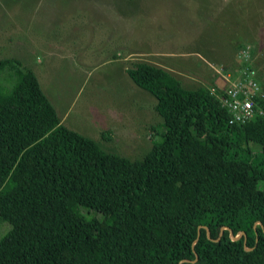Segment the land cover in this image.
Masks as SVG:
<instances>
[{"label": "trees", "instance_id": "16d2710c", "mask_svg": "<svg viewBox=\"0 0 264 264\" xmlns=\"http://www.w3.org/2000/svg\"><path fill=\"white\" fill-rule=\"evenodd\" d=\"M4 74L0 264H264V98H253L263 113L231 124L227 81L189 89L138 63L129 77L164 132L132 161L65 126L23 62L0 59Z\"/></svg>", "mask_w": 264, "mask_h": 264}, {"label": "rangeland", "instance_id": "374dc122", "mask_svg": "<svg viewBox=\"0 0 264 264\" xmlns=\"http://www.w3.org/2000/svg\"><path fill=\"white\" fill-rule=\"evenodd\" d=\"M246 46L264 88V0H0V59L36 73L65 126L132 161L164 130L129 70L150 63L189 89L225 91ZM9 231L0 220V241Z\"/></svg>", "mask_w": 264, "mask_h": 264}, {"label": "built area", "instance_id": "2783aa9c", "mask_svg": "<svg viewBox=\"0 0 264 264\" xmlns=\"http://www.w3.org/2000/svg\"><path fill=\"white\" fill-rule=\"evenodd\" d=\"M240 57L241 64H246L240 74L223 75L230 88L226 94L227 97H221L220 100L231 113V124L245 123L254 118L257 113H263L262 108L256 106L253 99L255 96L263 99L264 93L261 91L258 73L251 64V47L246 46L240 53Z\"/></svg>", "mask_w": 264, "mask_h": 264}, {"label": "crops", "instance_id": "0c3cea01", "mask_svg": "<svg viewBox=\"0 0 264 264\" xmlns=\"http://www.w3.org/2000/svg\"><path fill=\"white\" fill-rule=\"evenodd\" d=\"M64 124V123H63ZM69 128V127H68Z\"/></svg>", "mask_w": 264, "mask_h": 264}, {"label": "water", "instance_id": "95a60500", "mask_svg": "<svg viewBox=\"0 0 264 264\" xmlns=\"http://www.w3.org/2000/svg\"><path fill=\"white\" fill-rule=\"evenodd\" d=\"M236 239H238V238H236Z\"/></svg>", "mask_w": 264, "mask_h": 264}]
</instances>
